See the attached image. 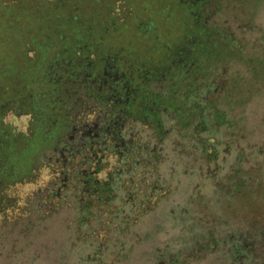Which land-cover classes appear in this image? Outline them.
<instances>
[{"label": "rangeland", "instance_id": "1", "mask_svg": "<svg viewBox=\"0 0 264 264\" xmlns=\"http://www.w3.org/2000/svg\"><path fill=\"white\" fill-rule=\"evenodd\" d=\"M0 264H264V0H0Z\"/></svg>", "mask_w": 264, "mask_h": 264}, {"label": "trees", "instance_id": "2", "mask_svg": "<svg viewBox=\"0 0 264 264\" xmlns=\"http://www.w3.org/2000/svg\"><path fill=\"white\" fill-rule=\"evenodd\" d=\"M49 12H51L50 13V15L49 16H47L48 17V19L50 20V18H56L58 15H59V13H60V8L58 7H54V5H52V6H50L49 5ZM188 31H189V29H188V27L187 28H183V33H182V37L184 38L185 36H186V34L188 35ZM194 33V32H193ZM76 83H78V82H76ZM75 83V80L74 81H72V82H68L67 83V86H71V87H73V86H76L75 87V91H74V93L75 94H72L71 96H70V100L71 101H74V100H76V98L77 97H79V95L82 97L83 96V94H81V93H79V91L81 90V89H79L78 87V85H80V84H76ZM74 104H76L77 103V101L75 102H73ZM77 105H78V103H77Z\"/></svg>", "mask_w": 264, "mask_h": 264}, {"label": "flooded vegetation", "instance_id": "3", "mask_svg": "<svg viewBox=\"0 0 264 264\" xmlns=\"http://www.w3.org/2000/svg\"><path fill=\"white\" fill-rule=\"evenodd\" d=\"M129 95H130V94H129ZM129 95H128V96H129Z\"/></svg>", "mask_w": 264, "mask_h": 264}]
</instances>
